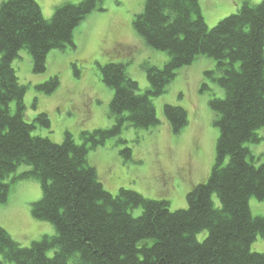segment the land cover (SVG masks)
Returning a JSON list of instances; mask_svg holds the SVG:
<instances>
[{
  "label": "trees",
  "instance_id": "obj_1",
  "mask_svg": "<svg viewBox=\"0 0 264 264\" xmlns=\"http://www.w3.org/2000/svg\"><path fill=\"white\" fill-rule=\"evenodd\" d=\"M102 1L58 5L51 18L37 0L0 4V205L8 202L18 180L36 179L43 195L32 203V214L56 230L22 246L0 226V264H264V253L252 250L264 236V216H254L250 206L252 197L264 200V162L249 146L264 139V0L243 2L212 28L199 0H147L134 19L135 30L146 45L167 52L169 60L162 67H145V92L126 61L98 63L103 82L115 91L114 123L83 131L81 144L69 131L55 143L34 133L51 127L46 112L32 122L26 119L27 87L13 62L26 50L33 71L44 73L52 50L76 48V28L94 11L105 10ZM202 56L216 61V68L205 73L224 96L209 102L219 128L215 163L208 179L188 193V208L172 211L170 201L126 187L117 194L108 191L89 152L127 127L159 125L154 98L167 92L181 68ZM73 66L80 76L79 65ZM59 84L54 75L36 87L52 94ZM207 88L204 82L202 91ZM164 114L174 133L189 123L182 106L165 104ZM118 142L128 144L121 137ZM120 154L125 162L136 161L129 145ZM24 165L30 169L19 173ZM138 208L142 212L135 215Z\"/></svg>",
  "mask_w": 264,
  "mask_h": 264
},
{
  "label": "rangeland",
  "instance_id": "obj_2",
  "mask_svg": "<svg viewBox=\"0 0 264 264\" xmlns=\"http://www.w3.org/2000/svg\"><path fill=\"white\" fill-rule=\"evenodd\" d=\"M5 0H0V4ZM46 18L55 7L82 0H37ZM147 0H103L104 11H94L75 30L76 48L54 49L47 57L44 73L33 71L31 54L23 50L13 62L20 82L27 87L26 119L34 121L41 112L51 120L50 128H39L35 134L49 136L62 143L67 131L77 143H83L82 132L110 127V104L115 91L102 80L98 63L124 60L129 74L145 92L149 81L145 67L164 66L169 60L165 51L155 50L137 34L134 19ZM202 14L210 28L223 18L236 13L243 2L258 4L263 0H199ZM81 68L76 76L73 64ZM216 61L202 56L192 65L181 68L163 95L154 98L160 124L148 129L127 127L118 137L89 152V161L98 171L108 191L117 194L122 187L133 189L146 198L170 201L172 211L188 208V193L208 179L215 163L219 128L216 114L209 102L213 96L223 97L224 91L205 71L214 70ZM59 76L60 84L52 94L38 91L37 85ZM208 88L202 91L203 83ZM165 104L186 108L188 125L174 133L165 117ZM14 110L15 104H12ZM264 136V130L261 131ZM121 138L128 144H119ZM125 145L133 149L135 162H125L120 150ZM253 153L264 162V139L249 144ZM26 165L19 173L29 170ZM42 186L36 179H21L13 184L7 203L0 205V226L22 246H30L43 235H55L52 223L34 218L32 203L42 198ZM252 214L264 216V200L252 197ZM141 208L135 210L140 215ZM207 231L199 234L203 240ZM252 250L264 253V236L259 235ZM49 256L54 252L50 251ZM6 264H15L13 262Z\"/></svg>",
  "mask_w": 264,
  "mask_h": 264
}]
</instances>
